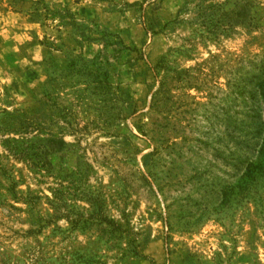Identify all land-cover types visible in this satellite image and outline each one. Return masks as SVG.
Returning a JSON list of instances; mask_svg holds the SVG:
<instances>
[{"label": "rangeland", "instance_id": "rangeland-1", "mask_svg": "<svg viewBox=\"0 0 264 264\" xmlns=\"http://www.w3.org/2000/svg\"><path fill=\"white\" fill-rule=\"evenodd\" d=\"M0 264H264V0H0Z\"/></svg>", "mask_w": 264, "mask_h": 264}, {"label": "trees", "instance_id": "trees-1", "mask_svg": "<svg viewBox=\"0 0 264 264\" xmlns=\"http://www.w3.org/2000/svg\"><path fill=\"white\" fill-rule=\"evenodd\" d=\"M249 147H250V146L247 145V148H246L247 150H246V152L244 153V155H247V152L250 150ZM237 160H238V159H237ZM239 160H242V158H239Z\"/></svg>", "mask_w": 264, "mask_h": 264}]
</instances>
